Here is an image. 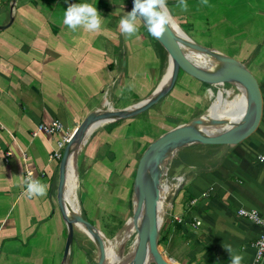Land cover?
Instances as JSON below:
<instances>
[{
	"label": "crops",
	"instance_id": "0c3cea01",
	"mask_svg": "<svg viewBox=\"0 0 264 264\" xmlns=\"http://www.w3.org/2000/svg\"><path fill=\"white\" fill-rule=\"evenodd\" d=\"M77 2L97 7L104 18L99 30L63 23L64 9ZM165 3L183 35L195 43L182 26H199L197 44L237 60L256 77L262 115L238 144H194L178 151L173 163L183 180L167 210L160 249L175 264H230L223 247L230 244L243 255L242 264H252L262 228L240 217L239 210L254 209L264 216V162L258 159L264 154V0H186L183 10L176 9L177 0ZM12 4L0 0V26L13 17L0 30V264H88L75 240L67 262L64 257L67 229L56 213L60 161L52 159L63 135L34 134L38 126L56 120L73 134L90 113L105 106L123 110L141 103L162 83L169 54L140 18L135 33L120 29L121 16L133 8L129 0ZM125 94L128 100L115 104ZM224 96L181 71L172 91L156 105L97 130L79 162L82 217L95 226L103 215L110 221L115 217L113 233L134 232L133 186L144 151L203 111L198 119H205V112ZM28 169L47 185L45 195H27ZM73 210L74 203L72 215ZM83 237L94 243L91 234Z\"/></svg>",
	"mask_w": 264,
	"mask_h": 264
},
{
	"label": "water",
	"instance_id": "95a60500",
	"mask_svg": "<svg viewBox=\"0 0 264 264\" xmlns=\"http://www.w3.org/2000/svg\"><path fill=\"white\" fill-rule=\"evenodd\" d=\"M129 2L133 7V0H129ZM15 3L16 0H13L14 5ZM139 18L147 28L145 18L143 16H139ZM12 22L13 17H11V21L8 25L0 26V30L8 28ZM163 27L164 31L160 36L157 37L153 34L152 35L158 40V42L168 52L169 56L174 60V69L170 83L155 91L149 98L145 99L141 103L130 108L116 110L114 108H106L105 106L104 109H99L93 113H90L78 126L64 149L62 159L59 163L57 201L60 213L67 229V239L64 254L66 262L69 258L71 247L75 240L76 226L88 227L92 231L93 241L98 249L97 264H106L107 260L106 252L104 251L99 238L100 230L94 224L84 219L81 214L72 215L70 212H68L65 205V188L70 158L81 148L83 144L87 142L88 138L90 137V130L95 125L112 124L142 114L149 108L156 105L159 101L164 99L172 91L181 71L210 86L239 84L245 87L248 91L250 96L248 111L244 116H242V119L238 123L232 124L230 128L213 135L206 134L205 132L195 129L192 127L191 123L179 125L153 141L144 151L139 160L133 186V195L136 194L137 196L136 204L135 206L133 205V215L138 220L142 218L144 225L140 232L138 249L131 264H143L147 252L150 253L154 264H175L170 262L164 256L159 244L160 234L165 222V218L162 222H160L157 217L154 187L156 186L155 176L157 175V169L160 170L163 158L167 155V152L173 149L177 144H183V147L194 144H238L241 140L250 135L260 122L262 115V94L260 85L256 77L248 70L247 67L239 63L237 60L225 55L224 61L226 65L214 73H208L207 71L202 70L192 63L186 56L184 53L183 44L174 34L169 19ZM197 45L200 46V48L208 50V48H205L199 44ZM211 117L214 120H222L216 118L219 117L218 115H211ZM195 123L201 124L202 122L199 119H195ZM177 153L178 151L176 154ZM175 155L171 156L170 165ZM179 188L180 185L169 197L168 202L170 205L173 203V197L179 192Z\"/></svg>",
	"mask_w": 264,
	"mask_h": 264
},
{
	"label": "bare ground",
	"instance_id": "6f19581e",
	"mask_svg": "<svg viewBox=\"0 0 264 264\" xmlns=\"http://www.w3.org/2000/svg\"><path fill=\"white\" fill-rule=\"evenodd\" d=\"M169 13L168 19L171 23L172 29L176 37L181 41L184 48V53L190 59L192 63L201 68L208 73H214L217 70L222 69L226 63L224 61L225 56H222L210 49L206 50L204 48H200L196 43H193L190 39H188L185 35H183L182 31L179 30L175 23L173 22L170 11L167 8ZM210 56V57H208ZM174 69V60L169 56L168 58V66L166 69V74L163 78L162 83L156 89V91L166 85H168L171 81V77ZM233 85V84H232ZM250 96L245 87L239 84H234L233 89H228L227 94L223 99H220L210 110L209 115L206 119L200 120L201 124H196L192 122L191 125L197 130L205 132L206 134H218L221 131H224L227 128H230L232 124L238 123L242 116H244L249 107ZM211 115H218L216 117L222 120H214ZM106 124H97L90 130V137L87 142L81 146V148L76 151L70 158L68 165V173L66 180V188H65V205L68 210L72 214V206L75 201V207H78L79 201V172H78V157L81 152L84 150L85 146L88 144L89 140L93 136V134L102 128ZM183 147V144H177L173 149L167 152V155L163 158L161 163L160 170L157 169V175L155 176V205H156V214L160 222H162L166 216V212L170 207V203L168 202L169 197L175 192L177 187L182 183L181 180L177 182H171L169 179L165 178L164 175L170 165L171 156L175 155L180 148ZM156 170V169H155ZM75 199V200H74ZM137 196L133 195V205L136 204ZM77 215H79L77 213ZM143 219L138 220L135 218V231L130 234H124L119 239H117L112 247L106 237V235L100 231L99 236L103 237L108 244V246L103 245L102 247L106 252L107 260L106 264H131L136 251L139 245V237L140 232L143 229ZM79 230L83 235L91 234L92 231L90 229H86L83 226H76L75 231ZM136 232V233H135ZM134 237V242L132 245V253L130 257L127 259L117 261L122 251H124L127 243L131 238ZM97 250V259H98V249L95 243H92ZM162 245V244H161ZM119 254V255H117ZM143 264H153L151 255L147 252Z\"/></svg>",
	"mask_w": 264,
	"mask_h": 264
},
{
	"label": "clouds",
	"instance_id": "9594fccd",
	"mask_svg": "<svg viewBox=\"0 0 264 264\" xmlns=\"http://www.w3.org/2000/svg\"><path fill=\"white\" fill-rule=\"evenodd\" d=\"M177 3L182 9L188 6L186 0H177ZM138 14L145 18L151 34L157 37L161 35L169 16L165 0H133L132 10L121 16L119 20L120 29L128 34L135 33ZM103 19L97 7L88 2L73 3L63 11V23L72 29L82 25L87 30H99ZM32 176L31 172L24 176L27 195L29 197L45 195L47 185L40 179H33ZM223 247L230 253V264H242L243 255L241 253L234 251L230 244H223Z\"/></svg>",
	"mask_w": 264,
	"mask_h": 264
},
{
	"label": "rangeland",
	"instance_id": "374dc122",
	"mask_svg": "<svg viewBox=\"0 0 264 264\" xmlns=\"http://www.w3.org/2000/svg\"><path fill=\"white\" fill-rule=\"evenodd\" d=\"M167 5V4H166ZM167 7H168V5H167ZM177 7L179 8V9H181V10H183L182 8H180L179 6H176V9H177ZM183 29L184 30H186L188 33H189V35L190 36H192L195 40H196V42H200V27L199 26H197V27H195L194 29L192 28V27H190L189 25H186L185 23H183ZM145 29L147 30V32L153 37V38H155L149 31H148V29L146 28V26H145ZM192 30H195V32H192ZM156 39V38H155ZM157 40V39H156ZM158 41V40H157ZM163 47V46H162ZM167 52V51H166ZM211 88H214L215 89V92H217V93H219V95H226L227 94V92H228V89L230 88V89H233V85L232 84H225V85H218V86H211ZM128 97H129V94H125L122 98H115V100H114V102H115V104H117V105H119V104H124L127 100H128ZM225 97V96H224ZM223 97V98H224ZM215 104H212V106L209 108V110L208 111H206L205 112V115H207V117H208V114H209V112H210V110H211V108L214 106ZM106 108H109V109H111V107L110 106H106ZM204 112V111H203ZM203 112L201 113V114H203ZM200 114V115H201ZM200 115L197 117V118H195V119H198L199 117H200ZM204 116V115H203ZM207 117H205V119L207 118ZM195 119L193 120V121H191V123L192 122H195ZM171 124V123H170ZM145 132H146V135L147 136H150L149 135V132H151V128L149 127V126H147V127H145ZM87 147V146H86ZM144 148V147H143ZM86 149V148H85ZM85 152V150H83L82 152H81V154H83ZM81 154L79 155V157H78V162H77V165H78V172L80 173V167H79V162H80V157H81ZM176 157V155L174 156V158ZM174 158H173V160H174ZM172 160V163H171V165H169L170 166V168L168 167V169H169V171H168V169H167V171H166V173H165V175H164V177L165 178H167V179H169V181H171V182H177V181H179V180H183V177H179L178 175H176V170H175V164L173 163L174 161ZM81 170H83V167H82V164H81ZM79 177H80V175H79ZM135 180V179H134ZM58 182H59V180L57 181V184H56V187L58 188ZM85 185H83V187H84ZM83 187H82V189H83ZM133 197V196H132ZM81 198H82V196H81V193H80V195H79V197H78V201H79V199H80V203L82 202L81 201ZM75 200V199H74ZM75 202H74V210H73V215L75 214H77L76 212L78 211L77 209H79V211H81V215H82V204L80 205V206H78V207H75ZM77 208V209H76ZM58 212H56L57 214L58 213H60L59 212V210H57ZM61 215V214H60ZM133 217H134V215H133ZM96 219V218H95ZM133 220H135V217L133 218ZM96 221H97V223H98V225L96 226V227H98L99 228V230L100 231H102L106 236H107V239H108V241L109 242H111V241H114L117 237H121L122 235H124L126 232H125V230L124 229H119L117 232H114L113 233V231H114V226H116L117 224H118V219L117 218H115L114 217V220H112V221H110V218L108 217V216H105V215H103L102 217H100V218H97L96 219ZM108 221H110L109 223H108ZM115 223V224H114ZM135 223V222H134ZM106 224H108V230H107V228H106ZM123 225L124 224H122V227H123ZM107 231H106V230ZM119 232V233H118ZM113 233V234H112ZM133 242H134V237L133 238H131L130 239V241L127 243V245H126V247H125V249H124V251H122L121 252V254H120V256H119V260L120 261H123V260H125V259H127L128 257H130V255H131V253H132V245H133ZM75 245L76 246H78L80 249H81V251H82V253H84V255L86 256V257H88L89 258V263L88 264H97L96 263V261H97V250L95 249V247H94V245L91 243V242H89L88 240H86L83 236H82V234L80 233V231L79 230H76L75 231ZM162 246V245H161ZM88 250H90V251H88ZM154 264V263H153Z\"/></svg>",
	"mask_w": 264,
	"mask_h": 264
},
{
	"label": "built area",
	"instance_id": "2783aa9c",
	"mask_svg": "<svg viewBox=\"0 0 264 264\" xmlns=\"http://www.w3.org/2000/svg\"><path fill=\"white\" fill-rule=\"evenodd\" d=\"M0 97H1V92H0ZM42 133V134H47V135H54L58 133H62V139L58 141L57 143V149L54 150L52 154V159H56L60 161L63 156L64 149L68 142L70 141L72 137V133L69 132L65 126L63 125L62 122L56 120L53 121L52 124L50 125H40L37 128L36 133L34 136L37 134ZM10 155V154H9ZM260 162H264V154L260 155L258 157ZM31 172L33 174L32 178L33 179H40L38 175L35 174V172L31 169H28L25 173V176ZM239 215L240 217H243L251 222H253L256 225H259L262 228V233L260 237L256 240L255 242V258L252 264H264V216L259 213V211L254 210V209H245L242 208L239 210Z\"/></svg>",
	"mask_w": 264,
	"mask_h": 264
},
{
	"label": "trees",
	"instance_id": "16d2710c",
	"mask_svg": "<svg viewBox=\"0 0 264 264\" xmlns=\"http://www.w3.org/2000/svg\"><path fill=\"white\" fill-rule=\"evenodd\" d=\"M164 239H165V238H164ZM164 239H163V240H164ZM163 240H162V241H163ZM162 241L160 240L159 244H162Z\"/></svg>",
	"mask_w": 264,
	"mask_h": 264
}]
</instances>
